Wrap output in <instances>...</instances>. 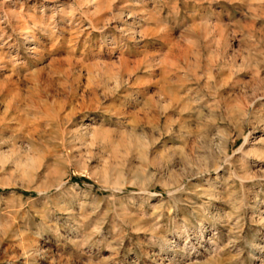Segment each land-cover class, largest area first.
Instances as JSON below:
<instances>
[{
	"label": "rangeland",
	"instance_id": "obj_1",
	"mask_svg": "<svg viewBox=\"0 0 264 264\" xmlns=\"http://www.w3.org/2000/svg\"><path fill=\"white\" fill-rule=\"evenodd\" d=\"M263 96L264 0H0V264H264Z\"/></svg>",
	"mask_w": 264,
	"mask_h": 264
},
{
	"label": "bare ground",
	"instance_id": "obj_2",
	"mask_svg": "<svg viewBox=\"0 0 264 264\" xmlns=\"http://www.w3.org/2000/svg\"><path fill=\"white\" fill-rule=\"evenodd\" d=\"M224 51V50H223ZM226 52V51H225ZM224 56V55H223ZM227 58V57H226ZM73 89V88H72ZM264 97V96H263Z\"/></svg>",
	"mask_w": 264,
	"mask_h": 264
}]
</instances>
